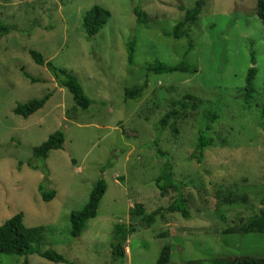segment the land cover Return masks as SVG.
<instances>
[{"label": "rangeland", "instance_id": "374dc122", "mask_svg": "<svg viewBox=\"0 0 264 264\" xmlns=\"http://www.w3.org/2000/svg\"><path fill=\"white\" fill-rule=\"evenodd\" d=\"M196 1L0 0V20L10 27L0 36V225L23 212L28 228L19 235L24 244L55 250L79 264H114L111 235L114 225L124 222L137 227L127 240L124 264H156L167 242L171 264L264 256V233L226 231L264 209V23L256 15L257 0H206L186 35H165L184 17L180 5L192 7ZM95 4L111 16L88 38L83 17ZM137 5L147 12L148 25L137 21ZM31 48L78 78L92 101L88 109L74 107L72 93L46 64L36 63ZM155 58L170 64L186 60L198 71L147 74L144 67ZM254 64L257 92L249 106L243 89ZM24 70L40 80L31 81ZM146 77L142 94L125 99V89L142 85ZM48 92L47 103L32 115L14 113L18 103ZM186 94L195 96L188 101L199 103L198 109L187 108L159 132V120L187 100ZM207 109L220 115L199 161L193 153ZM58 129L65 132L63 148L50 150L46 161L34 156ZM157 138L172 162L174 179L182 184L189 218L164 209L178 192L173 186L163 195L156 184L167 159L157 155ZM101 178L107 190L98 214L81 236L73 237L71 212L86 204ZM41 185L56 195L43 199ZM137 203L143 215L135 211ZM158 208L163 210L150 225L148 216ZM26 261L65 264L36 253L0 254V264Z\"/></svg>", "mask_w": 264, "mask_h": 264}, {"label": "trees", "instance_id": "16d2710c", "mask_svg": "<svg viewBox=\"0 0 264 264\" xmlns=\"http://www.w3.org/2000/svg\"><path fill=\"white\" fill-rule=\"evenodd\" d=\"M206 0H197L196 4L192 7H186L180 5V9L184 10V17L181 18L174 26L172 32H166L165 35L172 36L175 39H180L187 33V26L194 24L202 13L205 6ZM134 13L136 15L137 21L140 24L148 25L150 22L149 16L141 6L137 5L134 7ZM256 15L264 23V0H257L256 4ZM111 16L109 9L105 8L100 4H95L89 8L83 17V26L88 38L95 36L108 22ZM10 32V27L2 20H0V36ZM128 61L130 64L134 63L135 56V45L133 41L128 42ZM31 56L40 65L46 64L49 69H51L55 75L56 80L60 86L66 87L73 95L76 108L88 109L92 103L91 99L86 95L84 88L78 78L71 73L67 68H62L54 65L51 60L46 61L44 55L37 49L31 48L29 50ZM251 60L256 62V55L254 51H251ZM144 71L147 74H169L175 72L181 73H196L198 68L189 63L186 60H181L178 63L170 64L159 58H155L152 61H148L144 67ZM259 68L257 65H252L247 72L246 84L243 89V99L244 103L251 105L255 99L257 92V87L255 79L257 77ZM24 75L29 77L31 81L36 82L40 79L33 77L28 71L24 70ZM148 77L142 85L134 88H126L124 92L125 99H136L142 92L148 87ZM51 92L45 93L40 98H32L25 103H18L14 108V113L17 115L24 116L25 118L32 115L39 109H41L48 101ZM195 99L194 95L186 94L185 99L179 101L178 107L175 106L174 109L168 111L159 120L158 130L162 132L170 123L172 119L177 120L180 118L181 114L189 107L192 109H198L199 103L188 101ZM261 126L264 129V107L261 109ZM218 110L207 109L203 112L202 116V126L199 130V137L197 143V153H193V157L202 161L205 149L211 142V137L209 131L213 128V124L219 118ZM159 138L155 139L154 144L156 146L157 155L160 157H166L167 159L163 162L161 171L156 177V184L160 188L161 193L165 195L169 187H175L177 189V199L170 204L168 207L164 208L165 211L170 212H180L185 218L190 217V212L188 210L186 199L184 198L181 188L182 184L174 179L173 176V166L167 153L159 146ZM65 142V132L63 129H58L50 134L48 139L44 141L41 146L34 151V156L40 157L43 161H46L49 151L53 149L63 148ZM22 163V161L20 162ZM31 164V162H28ZM34 169L40 168L34 165ZM47 172V170H44ZM41 194L43 199L50 200L56 195L55 190L47 191L44 186H40ZM107 190V182L104 178L98 179L93 185L88 201L80 210H74L70 215L71 229L70 234L73 237L81 236L86 230L87 223L89 219L97 216L98 209L103 196ZM262 203H264V195L262 197ZM162 208H158L151 212L148 216V223L151 225L155 222L156 215L162 212ZM135 211L143 215L144 210L141 203L135 205ZM163 216V214H162ZM27 226L24 224V214L23 212H18L11 218L7 219L3 224L0 225V254H18V255H28L31 253H36L43 258H46L53 262L65 263V264H79L78 262L68 260L63 254L52 250V249H41L38 245H33L32 243L24 244L21 235L19 233L27 230ZM137 230L136 225L133 223L118 222L114 225L112 235H111V256L114 264H124L126 258V243L129 236ZM229 233H264V209L259 213L249 216L242 225L237 227H232L226 230ZM166 236L168 232L162 233ZM172 255V245L170 243H165L160 255L157 259L156 264H171ZM211 264H264V256L255 255H242L239 257H215L210 260ZM28 264V261H26ZM182 264H203V261L198 260H187Z\"/></svg>", "mask_w": 264, "mask_h": 264}]
</instances>
